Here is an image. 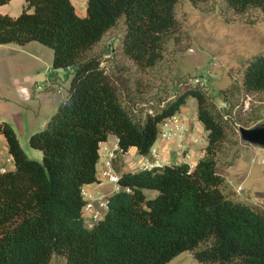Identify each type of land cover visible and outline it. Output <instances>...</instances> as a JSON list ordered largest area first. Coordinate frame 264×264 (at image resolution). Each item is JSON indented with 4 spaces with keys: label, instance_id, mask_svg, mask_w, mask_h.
Instances as JSON below:
<instances>
[{
    "label": "trees",
    "instance_id": "1",
    "mask_svg": "<svg viewBox=\"0 0 264 264\" xmlns=\"http://www.w3.org/2000/svg\"><path fill=\"white\" fill-rule=\"evenodd\" d=\"M176 1L86 0L80 16L71 0H25L17 15L0 12V43L39 41L52 49L53 67L72 71L66 97L28 135L40 160L28 157L12 125L0 120L14 163L0 170V264H49L54 253L65 264H165L184 250L204 264H264V211L222 190L215 155L227 122L212 96L199 85L186 86L136 114L127 87L98 55L88 54L123 17V52L138 68L154 65L176 28ZM226 2L238 12H264V0ZM242 83L248 91L264 90V51L248 60ZM190 96L206 129L203 155L193 166L120 172L122 188L107 196L103 216L87 225L83 186L97 179L100 141L112 133L121 151L135 146L146 154L163 121Z\"/></svg>",
    "mask_w": 264,
    "mask_h": 264
},
{
    "label": "rangeland",
    "instance_id": "2",
    "mask_svg": "<svg viewBox=\"0 0 264 264\" xmlns=\"http://www.w3.org/2000/svg\"><path fill=\"white\" fill-rule=\"evenodd\" d=\"M175 16L176 28L165 37L162 56L152 66L138 68L123 52V17L88 54L98 55L111 76L127 87L125 96L136 114L153 110L186 86H201L226 117V138L215 155L223 192L264 211V147L243 143L237 130L264 121V90L248 91L242 83L248 60L264 51V12L258 7L238 12L226 0H177ZM71 76L70 69L53 67L52 49L39 41L0 43V120L12 125L28 157L41 159L28 135L42 128L66 97ZM195 102L188 97L189 110ZM176 115L182 130L173 137L189 134L194 145L206 143V129L197 117ZM133 156L123 153L120 158ZM49 264H65V258L54 253ZM165 264L204 263L193 250H184Z\"/></svg>",
    "mask_w": 264,
    "mask_h": 264
},
{
    "label": "crops",
    "instance_id": "3",
    "mask_svg": "<svg viewBox=\"0 0 264 264\" xmlns=\"http://www.w3.org/2000/svg\"><path fill=\"white\" fill-rule=\"evenodd\" d=\"M74 4L76 13L80 16H83L86 14V0H71ZM25 3V0H9L6 3L0 4V12L8 13L10 15H17L23 5ZM29 42V41H28ZM27 43V42H25ZM24 43V44H25ZM196 100V99H195ZM187 101L186 103L181 106L180 110L178 112H182L183 114H189L191 116L192 114L197 117L196 113V102H195V109L189 110L187 107ZM107 140L100 141L99 143V159L97 162V170H100L106 166V164L109 162L113 168V170L119 174L122 171L132 170L136 169L140 166H143L142 163L144 162H151L155 159L153 155V150L158 153L157 159L160 161L161 165L164 163H182L186 162L190 164V166H193L196 161L203 155L204 146L206 143H201L200 145H194L192 139L188 135H181L180 137H169V138H162L157 137V139L154 141L152 146L150 147V150L146 154H140L138 153L135 146L128 147L127 150L121 151L118 148L117 144V137L113 134L111 137L108 135ZM197 141V140H195ZM24 147V144H22ZM193 146V147H191ZM257 146V145H256ZM114 150L115 156L112 158L108 157V152ZM125 153L126 155L132 154L133 159L130 160H123L120 158V155ZM13 158L12 155L8 151V143L6 141V138L4 135H0V170H5L9 168H13ZM97 179L93 182L86 183L83 186V197L86 200L91 199L93 200L94 207L100 208L98 206V201L102 199H106L107 196L120 188H122V185L118 183L115 184L113 182L108 181L106 178L99 176V173L97 172ZM106 209H102V215L99 217L101 218L104 214ZM82 215L84 217V221L87 225H92L97 220H92L90 214L87 212H83Z\"/></svg>",
    "mask_w": 264,
    "mask_h": 264
},
{
    "label": "built area",
    "instance_id": "4",
    "mask_svg": "<svg viewBox=\"0 0 264 264\" xmlns=\"http://www.w3.org/2000/svg\"><path fill=\"white\" fill-rule=\"evenodd\" d=\"M179 119L177 120L176 113L174 115H171L167 117L161 126V130L159 131V137L162 138H169L172 136H175L177 134V131L182 130L181 125L178 123ZM174 128V129H173ZM153 155L155 159L151 162H144L142 163L143 166L147 167H159L161 166L160 161L156 158L158 153L153 150ZM115 156V151L111 150L108 152V157L112 158ZM99 173V176H102L106 178L108 181L113 182L118 185V174L113 170L111 164L108 162L106 166L100 170L97 171ZM98 206L100 208H95L93 200L86 199L84 206H83V212H87L90 214L92 220H97L102 215V209H106V199H102L98 201Z\"/></svg>",
    "mask_w": 264,
    "mask_h": 264
},
{
    "label": "water",
    "instance_id": "5",
    "mask_svg": "<svg viewBox=\"0 0 264 264\" xmlns=\"http://www.w3.org/2000/svg\"><path fill=\"white\" fill-rule=\"evenodd\" d=\"M237 130L243 143L264 147V121L257 122L251 126L239 125Z\"/></svg>",
    "mask_w": 264,
    "mask_h": 264
}]
</instances>
